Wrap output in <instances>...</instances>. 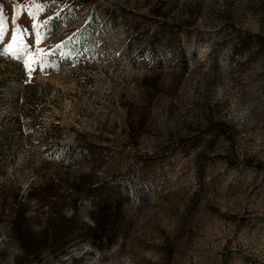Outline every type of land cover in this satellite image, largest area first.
Returning <instances> with one entry per match:
<instances>
[{
  "label": "rangeland",
  "instance_id": "obj_1",
  "mask_svg": "<svg viewBox=\"0 0 264 264\" xmlns=\"http://www.w3.org/2000/svg\"><path fill=\"white\" fill-rule=\"evenodd\" d=\"M0 6V264H264V0Z\"/></svg>",
  "mask_w": 264,
  "mask_h": 264
},
{
  "label": "trees",
  "instance_id": "obj_2",
  "mask_svg": "<svg viewBox=\"0 0 264 264\" xmlns=\"http://www.w3.org/2000/svg\"><path fill=\"white\" fill-rule=\"evenodd\" d=\"M93 191L96 197L95 206L97 209V226H89L87 228V234L97 241L99 239H102V237L104 236L103 232H105L106 229H112V226H114L115 223L116 216L119 215L124 201L118 191L115 192V195L109 194V196H106L103 190H99V188L93 189ZM32 192H35V189ZM25 207V203H20L19 209L17 210L18 216L16 215L14 221V232L16 237L20 240L22 248L26 253H34L35 255H38L43 248L44 240L35 237L36 235L34 236V234L31 232ZM55 214L57 215L56 212L54 213V216ZM61 218L62 219L59 222H55L50 217V220L48 222L47 229H50L52 227V232H54V236H56L57 238L56 241L62 240V238L65 236L59 238V235L65 234V232L67 233V228L72 227L71 224L68 223V219H66L65 217ZM45 235L46 234H43V237H45Z\"/></svg>",
  "mask_w": 264,
  "mask_h": 264
},
{
  "label": "snow or ice",
  "instance_id": "obj_3",
  "mask_svg": "<svg viewBox=\"0 0 264 264\" xmlns=\"http://www.w3.org/2000/svg\"><path fill=\"white\" fill-rule=\"evenodd\" d=\"M15 20L16 18L14 17L13 18V23H15ZM6 23V20H5V13L3 11V7L0 6V37H3L7 34H10V33H5V30H4V25ZM35 27V25H33V28ZM19 28L21 31H26L27 29L25 28V26L23 25H19Z\"/></svg>",
  "mask_w": 264,
  "mask_h": 264
}]
</instances>
